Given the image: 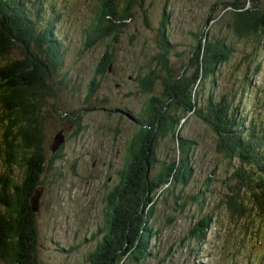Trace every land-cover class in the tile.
<instances>
[{"label":"trees","instance_id":"1","mask_svg":"<svg viewBox=\"0 0 264 264\" xmlns=\"http://www.w3.org/2000/svg\"><path fill=\"white\" fill-rule=\"evenodd\" d=\"M143 1L146 0L139 3L138 0H100L95 21L83 34L85 47L92 48L108 38L118 42L119 34L132 19V8ZM262 4L264 0H234L224 4L222 10L227 13L224 19L228 18L227 27L233 37H254L259 41L264 37ZM60 7L66 10V2L0 0V264H42L33 199L43 185L45 165L63 159V147L55 153L51 151L48 144L53 139L48 137L45 127L50 110L47 100L58 94L53 82L64 62V40L59 35L63 15ZM164 29L165 23L160 32L161 53L149 62L151 68L155 61L159 70L149 68L147 75L140 73L136 77L137 81L144 77L140 93L151 98L135 118L140 127L128 140L116 186L104 198L105 223L99 229L102 237L87 255L89 264H143L151 255L149 244L160 231L151 223L160 195L171 185L176 187L172 182L186 185L194 171L189 165L194 143L179 135L182 121L188 120L189 115L204 121L215 134V152L228 167L218 189L219 208L228 217L225 232L228 239L224 244L232 245L231 249L236 245L240 250V245H245L253 236L263 240L260 236L264 230V96L247 111L245 107L240 109L243 90L241 95L238 93L239 97L234 92L215 99L209 93L203 99L204 84L208 80L214 84L220 68L235 53L231 37L202 42V35L195 36L196 52L186 65L194 72L171 74L168 55L175 45L169 42ZM112 62L113 56L106 51L97 75L111 71ZM250 65L248 79L260 71V63ZM248 79L242 77L241 81L250 85ZM159 80L164 87L160 95H155ZM98 87L97 84L89 86L90 97ZM116 109L120 115L124 114ZM126 114L132 119L130 113ZM66 121L61 119L63 123ZM77 121L75 125L79 128L81 118ZM168 138L180 141L182 154L177 163L173 160L165 164L166 158L158 160L159 142ZM217 168L218 165L213 174ZM152 171L157 174L151 175ZM208 188L206 183L201 191ZM187 198L195 201L193 196H187L183 198L184 204ZM179 199L177 196L176 205ZM163 200L161 197L160 202ZM214 219L219 225L221 219L214 214L198 219L188 233V240L203 245ZM259 249L258 254L264 255V250ZM225 256L229 264L241 263H232L228 252ZM257 257L249 255L248 259Z\"/></svg>","mask_w":264,"mask_h":264},{"label":"rangeland","instance_id":"2","mask_svg":"<svg viewBox=\"0 0 264 264\" xmlns=\"http://www.w3.org/2000/svg\"><path fill=\"white\" fill-rule=\"evenodd\" d=\"M62 1L66 2V10L60 7L63 15L59 35L64 40V62L53 82L58 94L47 100L50 110L45 127L48 137L53 139L49 146L62 132L63 159L53 165H45L43 185L34 196L33 206L41 263L89 264L87 255L102 237L99 229L105 223L104 198L116 186L128 140L138 131V123L133 117L137 119L140 116L145 101L151 98L140 93L144 77L139 81L136 77L140 73L147 75L150 69H158L155 61L151 68L149 62L161 53L163 23L169 42L175 45L168 55L171 74L194 72L186 65L196 52L195 36L202 35V42L231 37L235 53L230 62L220 68L216 82L213 84L208 80L204 84L202 96L205 99L212 93L217 99L235 92L239 97L238 93L243 90L240 109L245 107L246 111L250 105L253 107L258 103L261 95L264 96V37L260 41L254 37H233L227 27L228 18L224 19L227 13L222 9L226 2L234 0H146L142 4H138V0L132 8V19L119 34L118 42L108 38L87 49L83 34L94 23L100 0ZM106 51L113 56L112 70L97 75V68ZM249 63L254 66L260 63V71L248 79L252 69ZM242 77H246L250 85L243 83ZM92 82L99 87L90 97L88 89L94 86ZM162 83L157 81L155 95L163 90ZM115 108L124 111V114L112 113L111 109ZM126 112L131 114L132 119ZM188 117V120L182 121L179 135L194 143L189 156V165L194 171L186 185L172 182L176 187L171 185L160 195L164 200L160 202L159 198L160 204L158 202L156 215L151 221L160 231L149 244L151 255L143 264H229L225 256L227 252L232 263L246 264L249 261L250 264H264V255L258 254L259 248L264 250V230L260 236L262 241L253 236L245 245L237 243L238 246L241 244L240 250L235 248L236 245L231 249L232 245L224 244L228 239L225 233L228 217L224 209L219 208L221 197H218V189L228 167L215 152V134L201 119ZM79 118L81 125L78 128L75 123ZM61 119L67 121L63 123ZM62 125L65 132L60 131ZM160 142V148L156 149L158 160L166 158L165 164L173 160L177 163L182 154L180 141L168 138ZM216 165L218 168L213 174ZM150 174L157 173L152 171ZM212 174L213 177H210ZM206 183L209 188L201 191ZM168 190L172 193L169 194ZM177 196L180 199L193 196L195 201L187 198L189 200L184 204L183 199L180 205L179 199L176 205ZM211 214L218 216L221 222L218 225L215 219L212 221L204 244L188 240L194 223ZM249 255L258 257L248 259ZM166 256L169 258L162 263Z\"/></svg>","mask_w":264,"mask_h":264},{"label":"water","instance_id":"3","mask_svg":"<svg viewBox=\"0 0 264 264\" xmlns=\"http://www.w3.org/2000/svg\"><path fill=\"white\" fill-rule=\"evenodd\" d=\"M64 144V136L62 135V132H59L53 141V144L51 146V151L55 153L58 149H60Z\"/></svg>","mask_w":264,"mask_h":264},{"label":"flooded vegetation","instance_id":"4","mask_svg":"<svg viewBox=\"0 0 264 264\" xmlns=\"http://www.w3.org/2000/svg\"><path fill=\"white\" fill-rule=\"evenodd\" d=\"M117 110H118V109H116V110H114V109H111V112H112V113H117V112H116ZM118 114H119V113H118ZM134 119H135V117H134ZM134 119H133V120H134ZM136 122H137V121H136ZM136 124H137V123H136ZM138 127H140V126L138 125ZM60 131H63V132H65V131H64V129H63V130H60Z\"/></svg>","mask_w":264,"mask_h":264}]
</instances>
